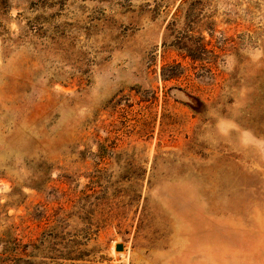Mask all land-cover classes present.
<instances>
[{"label":"rangeland","instance_id":"rangeland-1","mask_svg":"<svg viewBox=\"0 0 264 264\" xmlns=\"http://www.w3.org/2000/svg\"><path fill=\"white\" fill-rule=\"evenodd\" d=\"M0 264H264V0H0Z\"/></svg>","mask_w":264,"mask_h":264}]
</instances>
